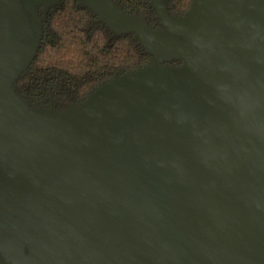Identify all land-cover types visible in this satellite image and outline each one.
<instances>
[{
	"label": "water",
	"instance_id": "water-1",
	"mask_svg": "<svg viewBox=\"0 0 264 264\" xmlns=\"http://www.w3.org/2000/svg\"><path fill=\"white\" fill-rule=\"evenodd\" d=\"M58 1L0 0V264H264V0H82L155 61L41 113L11 84Z\"/></svg>",
	"mask_w": 264,
	"mask_h": 264
},
{
	"label": "trees",
	"instance_id": "trees-1",
	"mask_svg": "<svg viewBox=\"0 0 264 264\" xmlns=\"http://www.w3.org/2000/svg\"><path fill=\"white\" fill-rule=\"evenodd\" d=\"M113 1L126 13L143 17L152 29L163 28L152 0ZM161 1L174 17L186 15L192 3ZM37 12L41 21L38 45L11 85L27 106L41 113L75 107L106 81L155 61L135 32L111 29L82 0H59L46 11L38 7ZM182 63V59L165 62L172 67Z\"/></svg>",
	"mask_w": 264,
	"mask_h": 264
},
{
	"label": "flooded vegetation",
	"instance_id": "flooded-vegetation-1",
	"mask_svg": "<svg viewBox=\"0 0 264 264\" xmlns=\"http://www.w3.org/2000/svg\"><path fill=\"white\" fill-rule=\"evenodd\" d=\"M51 5V4H50ZM38 7H45L44 6V3H42V4H40V5H38V6H36V19L37 20H40V18L38 17V12H37V9H38ZM49 8V7H48ZM46 11V10H45ZM29 13V12H28ZM41 22V21H40ZM165 27L163 26V28H161V29H164ZM175 35H179L178 33H174ZM18 38H20V36L18 37ZM27 39L28 40H30L31 39V36H28L27 37ZM30 52V51H29ZM26 53H27V49H26ZM168 62V61H167ZM3 252V247L2 248H0V260H3V259H7V254H4V253H2Z\"/></svg>",
	"mask_w": 264,
	"mask_h": 264
},
{
	"label": "rangeland",
	"instance_id": "rangeland-1",
	"mask_svg": "<svg viewBox=\"0 0 264 264\" xmlns=\"http://www.w3.org/2000/svg\"><path fill=\"white\" fill-rule=\"evenodd\" d=\"M174 66L179 67V66H181V64H179V65H174Z\"/></svg>",
	"mask_w": 264,
	"mask_h": 264
}]
</instances>
